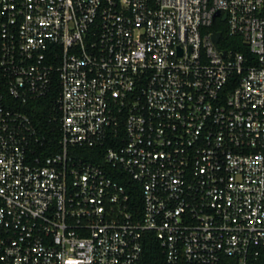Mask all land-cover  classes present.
I'll return each instance as SVG.
<instances>
[{
    "label": "built area",
    "instance_id": "2783aa9c",
    "mask_svg": "<svg viewBox=\"0 0 264 264\" xmlns=\"http://www.w3.org/2000/svg\"><path fill=\"white\" fill-rule=\"evenodd\" d=\"M150 234L264 264V0H0V264H141Z\"/></svg>",
    "mask_w": 264,
    "mask_h": 264
},
{
    "label": "trees",
    "instance_id": "16d2710c",
    "mask_svg": "<svg viewBox=\"0 0 264 264\" xmlns=\"http://www.w3.org/2000/svg\"><path fill=\"white\" fill-rule=\"evenodd\" d=\"M53 98L48 97L44 100L31 103L27 108L33 125L37 130V138L43 141L42 153L45 156L54 154L61 150L59 140L61 137L60 125L58 121L53 119ZM90 153L91 151H83ZM85 153V154H86ZM145 242L144 253L141 264H162L163 253L158 242L154 239V235Z\"/></svg>",
    "mask_w": 264,
    "mask_h": 264
},
{
    "label": "water",
    "instance_id": "95a60500",
    "mask_svg": "<svg viewBox=\"0 0 264 264\" xmlns=\"http://www.w3.org/2000/svg\"><path fill=\"white\" fill-rule=\"evenodd\" d=\"M220 36H221L220 33L214 34V40H215V42H217V40L220 38Z\"/></svg>",
    "mask_w": 264,
    "mask_h": 264
}]
</instances>
